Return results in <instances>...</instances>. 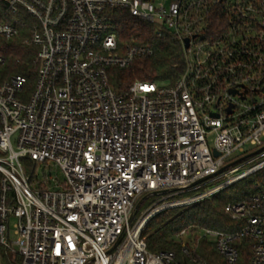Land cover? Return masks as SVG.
<instances>
[{
	"label": "built area",
	"instance_id": "obj_1",
	"mask_svg": "<svg viewBox=\"0 0 264 264\" xmlns=\"http://www.w3.org/2000/svg\"><path fill=\"white\" fill-rule=\"evenodd\" d=\"M1 1L30 19L0 23V39L29 24L24 44L37 48L32 92L19 75L0 86V248L10 263L207 264L205 239L226 264H238L245 247L249 264H264L259 183L224 208L235 230L180 231L179 239L194 237L181 261L173 251L151 252L142 237L161 213L264 171V0ZM114 11L180 43L174 85L114 90L112 69L153 54L119 42ZM24 160L35 163L32 173ZM49 163L63 180L43 174L35 185L36 167Z\"/></svg>",
	"mask_w": 264,
	"mask_h": 264
},
{
	"label": "trees",
	"instance_id": "obj_2",
	"mask_svg": "<svg viewBox=\"0 0 264 264\" xmlns=\"http://www.w3.org/2000/svg\"><path fill=\"white\" fill-rule=\"evenodd\" d=\"M16 17L22 22L30 19L26 15L10 13L5 3L0 0V23H13ZM110 20L122 45L146 46L153 51L149 57L135 59L126 69L110 71V82L116 92H126L135 82L156 83L160 86H172L176 83L182 74L184 59L180 43L170 32L164 30L162 35L158 36L152 26L122 11L112 12ZM28 36L29 24L21 27L18 37L11 40L0 39V55L5 59V65L0 70V86L12 76L19 75L28 80V92L34 89L37 80V67L34 63L37 48L24 44ZM24 165L29 174L33 172L34 162L24 160ZM1 180L0 173V184ZM258 183L264 187V171L212 199L191 207L161 213L153 218L143 231L142 237L148 249L154 253L173 251L181 261V249L185 241L177 237L180 231L190 229V235H193L196 227L229 232L235 230L237 225L224 213V208L229 203L248 199L255 193L254 187ZM199 253L207 264H226L216 252L214 244L208 240L199 241ZM242 253L238 264H249L248 249L245 247ZM3 262L17 264L10 263V257L7 256Z\"/></svg>",
	"mask_w": 264,
	"mask_h": 264
},
{
	"label": "rangeland",
	"instance_id": "obj_3",
	"mask_svg": "<svg viewBox=\"0 0 264 264\" xmlns=\"http://www.w3.org/2000/svg\"><path fill=\"white\" fill-rule=\"evenodd\" d=\"M14 140V139H13ZM254 149V147L252 146H247V150L248 151H252ZM48 175L52 178L58 179L59 181L63 180V175L60 171L59 168L55 167L52 164H38V166L36 167V180L34 181V184L37 185L38 182L42 179V175ZM152 199L145 201V203L142 205L140 211H142L150 202ZM14 222V221H12ZM194 238L192 236L186 237L184 238V243H189L190 240ZM213 240V239H211ZM11 257V254L9 252H6L5 249L0 248V264H4L3 259L4 257Z\"/></svg>",
	"mask_w": 264,
	"mask_h": 264
},
{
	"label": "water",
	"instance_id": "obj_4",
	"mask_svg": "<svg viewBox=\"0 0 264 264\" xmlns=\"http://www.w3.org/2000/svg\"><path fill=\"white\" fill-rule=\"evenodd\" d=\"M186 43H187V41H186ZM216 156H218L217 154H215ZM146 198H144L137 206H136V208L134 209V212H133V214H132V217H131V220L136 216V214H137V212H138V210H139V208H140V206H141V204L144 202V200H145Z\"/></svg>",
	"mask_w": 264,
	"mask_h": 264
}]
</instances>
